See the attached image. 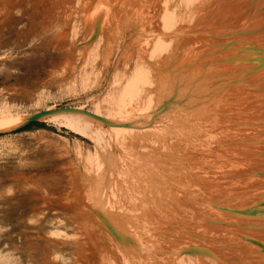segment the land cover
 <instances>
[{"label": "bare ground", "instance_id": "bare-ground-1", "mask_svg": "<svg viewBox=\"0 0 264 264\" xmlns=\"http://www.w3.org/2000/svg\"><path fill=\"white\" fill-rule=\"evenodd\" d=\"M57 2L110 42L142 19L155 56L144 130L70 196L79 264H264V0Z\"/></svg>", "mask_w": 264, "mask_h": 264}, {"label": "rangeland", "instance_id": "rangeland-1", "mask_svg": "<svg viewBox=\"0 0 264 264\" xmlns=\"http://www.w3.org/2000/svg\"><path fill=\"white\" fill-rule=\"evenodd\" d=\"M44 2L0 0V264H79L70 196L78 180L92 182L89 165L129 148L149 120L155 56L150 45L141 51L142 19L110 42ZM78 109L99 124L70 116ZM101 121L119 126L112 133Z\"/></svg>", "mask_w": 264, "mask_h": 264}, {"label": "trees", "instance_id": "trees-1", "mask_svg": "<svg viewBox=\"0 0 264 264\" xmlns=\"http://www.w3.org/2000/svg\"><path fill=\"white\" fill-rule=\"evenodd\" d=\"M32 124H33V121L30 122V123L27 122V124L25 123V124L19 125V126L15 127L13 130H14L15 132H16V131H20V130H25V129L29 128L30 125H32ZM23 125H24V126H23ZM19 127H20V128H19Z\"/></svg>", "mask_w": 264, "mask_h": 264}, {"label": "water", "instance_id": "water-1", "mask_svg": "<svg viewBox=\"0 0 264 264\" xmlns=\"http://www.w3.org/2000/svg\"><path fill=\"white\" fill-rule=\"evenodd\" d=\"M33 120L29 121L28 123L32 122ZM27 124V123H26ZM24 126V125H23Z\"/></svg>", "mask_w": 264, "mask_h": 264}]
</instances>
